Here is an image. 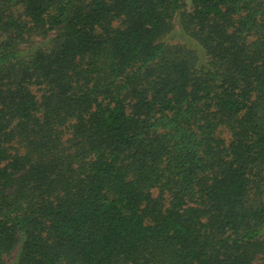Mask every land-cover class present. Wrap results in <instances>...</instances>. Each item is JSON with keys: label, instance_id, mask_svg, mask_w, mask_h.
Segmentation results:
<instances>
[{"label": "trees", "instance_id": "1", "mask_svg": "<svg viewBox=\"0 0 264 264\" xmlns=\"http://www.w3.org/2000/svg\"><path fill=\"white\" fill-rule=\"evenodd\" d=\"M8 262L264 264V0H0Z\"/></svg>", "mask_w": 264, "mask_h": 264}, {"label": "rangeland", "instance_id": "2", "mask_svg": "<svg viewBox=\"0 0 264 264\" xmlns=\"http://www.w3.org/2000/svg\"><path fill=\"white\" fill-rule=\"evenodd\" d=\"M170 42H180V43H181L182 40H181V38L178 36V34L175 33V34L172 36ZM8 263H9V264H13V263H11V262H8Z\"/></svg>", "mask_w": 264, "mask_h": 264}]
</instances>
